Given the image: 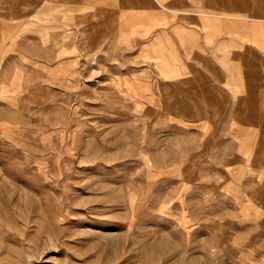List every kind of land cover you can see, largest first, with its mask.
<instances>
[{
    "label": "rangeland",
    "instance_id": "rangeland-1",
    "mask_svg": "<svg viewBox=\"0 0 264 264\" xmlns=\"http://www.w3.org/2000/svg\"><path fill=\"white\" fill-rule=\"evenodd\" d=\"M41 1L0 0V264H264V0H198L205 57L189 0L156 47L136 0Z\"/></svg>",
    "mask_w": 264,
    "mask_h": 264
},
{
    "label": "crops",
    "instance_id": "crops-1",
    "mask_svg": "<svg viewBox=\"0 0 264 264\" xmlns=\"http://www.w3.org/2000/svg\"><path fill=\"white\" fill-rule=\"evenodd\" d=\"M41 0H30V5L33 7L35 3H38ZM171 0H136V2H139L135 4V6H141V16L140 17H147L150 16L152 19V25L153 29L151 31V37L152 39L147 42L151 43L152 45H155L153 47H156L157 44L163 43L165 36L161 35V29H165V27L161 24V13L168 12V13H174L176 10L173 7V4L170 3ZM194 1L196 2L195 6H193ZM201 1V0H200ZM250 1V0H249ZM253 1H259V0H253ZM197 2L198 0H189L184 2V7L181 9L184 14L185 20L190 19L189 23L185 25V28L188 31L187 35H184V43L185 45H189V49L192 52L199 53L200 57H205V54L198 50L196 45H203L204 47L208 48V45L212 44L210 43L208 37L211 35V32H208V29L211 25H209V18L206 13H204L206 10H202L203 8H200L201 11L197 10ZM65 3V4H63ZM80 0H62L61 2L54 4L56 9H59L60 7L66 6L67 9L76 11L78 10ZM91 3V2H89ZM42 4V1H41ZM134 6V7H135ZM167 6V9H165ZM162 8V9H161ZM96 10V8H93ZM167 10V11H166ZM33 15H38L33 8L29 10ZM35 11V12H34ZM58 11V10H57ZM102 13H109L106 11V9L99 10ZM121 11V10H116ZM179 11V10H177ZM203 11V12H202ZM264 12V10H263ZM40 15V14H39ZM170 18V17H169ZM193 18V19H191ZM172 19V20H171ZM171 19L168 20L167 24H169L168 29L173 28L176 24V19H174V16H171ZM184 20V21H185ZM166 21V20H165ZM244 28L245 29V35L247 34V41L248 45H250L252 48H254L255 51L259 52L264 56V14H258L256 11L253 12V14H248L247 20H244ZM170 24L172 25L170 27ZM97 28V26H95ZM94 28V29H95ZM220 34H215V38L218 40L219 38L223 39L224 33L222 31L219 32ZM232 38L234 39L236 37V34H239V27L237 26L236 29H231ZM171 36L169 35L170 39L175 38L174 40L181 41V37H176L174 35L173 31H170ZM217 35V36H216ZM96 36L90 35L89 42L95 43L98 41L95 39ZM173 37V38H172ZM99 40L100 37H99ZM170 41V40H169ZM226 42H228V38L226 39ZM193 47V48H192ZM188 47H186V50ZM198 58V57H197ZM217 70V69H216ZM255 75H262L264 73L258 72L254 69L253 70ZM261 73V74H259ZM211 75V74H210ZM252 72H249V76H252ZM209 82V81H208ZM208 85V84H207ZM207 87L210 91H216L215 84H210ZM255 88V86H253Z\"/></svg>",
    "mask_w": 264,
    "mask_h": 264
}]
</instances>
